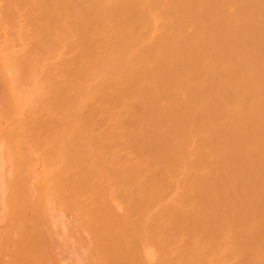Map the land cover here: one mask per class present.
Returning <instances> with one entry per match:
<instances>
[{"label": "bare ground", "instance_id": "obj_1", "mask_svg": "<svg viewBox=\"0 0 264 264\" xmlns=\"http://www.w3.org/2000/svg\"><path fill=\"white\" fill-rule=\"evenodd\" d=\"M0 264H264V0H0Z\"/></svg>", "mask_w": 264, "mask_h": 264}]
</instances>
